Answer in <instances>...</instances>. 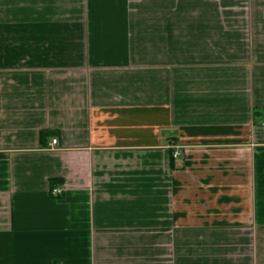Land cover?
<instances>
[{
  "label": "crops",
  "instance_id": "0c3cea01",
  "mask_svg": "<svg viewBox=\"0 0 264 264\" xmlns=\"http://www.w3.org/2000/svg\"><path fill=\"white\" fill-rule=\"evenodd\" d=\"M0 264H264V0H0Z\"/></svg>",
  "mask_w": 264,
  "mask_h": 264
},
{
  "label": "built area",
  "instance_id": "2783aa9c",
  "mask_svg": "<svg viewBox=\"0 0 264 264\" xmlns=\"http://www.w3.org/2000/svg\"><path fill=\"white\" fill-rule=\"evenodd\" d=\"M51 144L52 145H56L57 144V140L56 139H53L52 142H51ZM175 155H178V153H176ZM59 192H60V190H58V189L53 190V193H59Z\"/></svg>",
  "mask_w": 264,
  "mask_h": 264
},
{
  "label": "trees",
  "instance_id": "16d2710c",
  "mask_svg": "<svg viewBox=\"0 0 264 264\" xmlns=\"http://www.w3.org/2000/svg\"><path fill=\"white\" fill-rule=\"evenodd\" d=\"M57 183V181H51V185H50V189L52 190L55 186V184Z\"/></svg>",
  "mask_w": 264,
  "mask_h": 264
}]
</instances>
